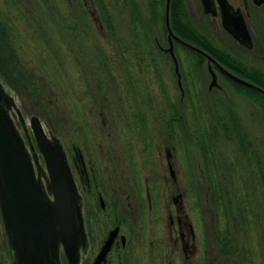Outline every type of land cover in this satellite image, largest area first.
Wrapping results in <instances>:
<instances>
[{
    "label": "rangeland",
    "instance_id": "rangeland-1",
    "mask_svg": "<svg viewBox=\"0 0 264 264\" xmlns=\"http://www.w3.org/2000/svg\"><path fill=\"white\" fill-rule=\"evenodd\" d=\"M106 2L113 26L125 38L130 37L127 35L130 16L128 2L136 5L135 7L148 17L147 0H118L116 5L114 0ZM80 3L84 5V10ZM182 5L187 19L192 16L196 21H201L195 16L200 14L193 12L191 8L193 0H182ZM84 11L95 37L109 46L111 42L114 45L109 48L113 54L108 59H117L114 55L117 53L118 43L104 34L94 2L0 0V28L7 33L6 39H0V50L6 45L12 47L18 59H22L21 62L27 67V79L30 82L37 81V88H28L26 79L23 82L18 80V73L12 68L14 62H11L12 66L8 64L3 68L7 81L0 75V82L20 109L25 124L22 126L16 115H10L25 143L24 128L35 143L29 118L36 116L45 131L58 137L63 145L81 196L85 216L92 215L95 229L88 252L81 255L82 264H86V261L89 264L93 260L105 240L106 233L112 229V209L117 207V214L124 215L134 229L141 221L144 224L145 218H149L147 229H159V236L168 238L169 220L166 206L171 208L172 212L174 207L181 206L189 214L195 227L198 247V260L195 264H219L217 235L221 221L226 226L229 241L233 245L236 244L240 253L243 255L245 252L249 256V249H252L254 255H257L255 264H264V109L261 104L239 91L227 75L223 72V75L220 74L212 66L215 64L205 59L202 67L204 75L199 83L204 88V104L210 111L212 120L216 123L218 116L226 119L229 115L241 128V134L245 135L241 144L235 139L226 140L221 136L214 142L217 179L222 200L219 204V207L222 204V211L220 209L219 214L215 211L207 170L192 138L193 130L185 122L187 119L191 123L194 122L193 118H188L191 111L185 107L182 89L183 73L194 71L187 63L189 60L186 62V52L177 48L174 41H169L168 31L166 43L155 32V42L162 56H169V61L160 63L159 68L166 82L169 99L175 103L180 129L173 131L163 125L160 127L163 111H156L151 106L149 108L142 94L139 104L143 101L141 109L144 111L145 130L143 136H136L131 131H124L122 122L118 121L116 127L115 123L112 124L107 107L100 101L101 96H96L99 94L96 89L88 90L92 96L95 95L91 101L86 98L84 78H89L90 74L97 79L100 72L98 63L91 64L96 60V57L92 56L97 50L89 45V35L86 32L81 39L78 38L85 29ZM181 28L180 25L179 30ZM172 32L175 33L173 29ZM205 37L232 56L240 58L246 66L264 73V52L259 49V43H255L251 51L243 50L224 37L218 29L213 31L212 35L205 34ZM85 40L86 43H81ZM64 51L69 60L78 65L82 64L84 69L77 71L75 63L73 65L64 61ZM181 59L185 63V71L181 70ZM110 66H113L112 76L117 83L113 82L111 85L105 75L103 83L107 82L105 85L111 87L110 89L115 85L122 91V86H126L125 79L121 80L119 75L124 74V67L120 60L113 65L110 63ZM225 69L239 78L246 79L226 66ZM132 75L137 90L141 87L142 91L146 92L148 83L140 81L135 72H132ZM35 76H38V80ZM73 80L77 82L75 85ZM111 93L115 95L113 90L109 94ZM157 93V90L153 89V96H157L161 103ZM68 101L73 102L68 104ZM136 101L132 100V107H137ZM215 101L221 102L219 108L216 107ZM115 103L114 99L111 108L116 107ZM223 104L225 109L221 106ZM112 110L119 112L115 113L118 118L124 116V112L116 108ZM100 114L105 117H99ZM131 117L129 114L125 118ZM125 118L123 117V121ZM82 123L86 124L83 128L80 127ZM139 128L135 131L139 132ZM94 134L97 135L93 136ZM39 161L43 166L40 155ZM98 192L103 195L105 210L100 208ZM174 197L177 205L174 204ZM148 199L151 203H148ZM149 206L153 208L148 209ZM119 254L120 250L114 248L109 260L115 261ZM243 262L244 259L241 264ZM238 263L240 264L239 260ZM0 264H13L1 217ZM59 264H67L62 252L59 255ZM177 264H182V261L177 260Z\"/></svg>",
    "mask_w": 264,
    "mask_h": 264
},
{
    "label": "trees",
    "instance_id": "trees-1",
    "mask_svg": "<svg viewBox=\"0 0 264 264\" xmlns=\"http://www.w3.org/2000/svg\"><path fill=\"white\" fill-rule=\"evenodd\" d=\"M95 3L96 10L98 12V16L100 18V22L103 25V31L106 36L112 37L114 41L118 43V47L116 48V56L117 59H108L112 52H110V46L114 47L112 42L110 43V46L107 43H102L98 38L95 37V33H92L90 29L91 23H88L86 21L87 14L84 11L83 15L85 17L84 25L85 29L84 32H79L80 35L78 38L81 39V37L87 32L89 35V45L94 47L97 52L93 54L92 57H96V60L93 61L91 64H99V72L97 75V79L95 77L91 76L89 74V78H84V91L86 94V98L88 101H91L95 95H91L90 92H88L89 89L93 88L96 89L99 93L96 96H101V102L104 103L105 108L107 107V113L108 117L110 118L112 124L115 123V127L117 126L118 121L122 122L123 130L124 131H131L132 134H135L136 136H143L144 133V111L141 109L142 103L139 104V99L141 98V95L144 94V98L150 108V106L156 110H162L163 117L160 127L165 126L173 131H179L180 124H179V118L175 111L176 106L173 101L169 99L168 91L166 88V82L163 76L161 75V71L159 68V64L163 62L169 61V56H162L161 50L157 47L154 34L159 36L160 39L164 43L167 42V29L165 26V0H147L148 5V17L144 16L138 8H136L134 4L129 3L127 6L129 7L128 14L129 19L127 22L128 30L127 35L130 37H123L121 34H119V30H116V28L113 26V21L111 19V16H109V8L107 6V0H90ZM114 0V5L118 4V0ZM120 2L122 0H119ZM128 1V0H127ZM38 3V1H37ZM81 5V8L84 10V5ZM169 18H170V24L171 28L175 31V33L181 37L182 39L186 41L193 42L197 46L201 47L202 49L207 50L211 56L219 61L221 64L229 68L231 71L243 76L246 78L247 81L252 82L264 89V73L261 72V70H258L256 68H250L246 66V64L237 57L232 56L231 53L226 52L203 36L198 35V37L191 36L189 33V30L192 29L190 26L186 11L184 9V6L182 5V0H170V8H169ZM88 20V19H87ZM181 25V29L179 30V27ZM193 30V29H192ZM90 32V34L88 33ZM159 33V34H158ZM7 33L0 28V39H6ZM87 40L84 42L81 41V43H86ZM178 48H182L183 51L186 52V62L190 64L191 67H193L194 71L189 74H184V82H183V97H184V104L185 107L190 112V116L188 118H193L194 122L191 123L189 119H187L185 122L186 124L190 125V128L193 130V141L198 147L200 154L202 156L203 162H204V168L207 170L208 173V180L211 186V194H212V200L215 205V211L217 210L219 214H221L222 211V204L219 207L221 200V192H220V185L218 184V172H217V165L215 161V151H214V142L217 139V137L221 136L222 138L229 140V139H235L239 144L242 143L243 137L245 135H242L240 130L241 128L238 126V124L235 122V119L233 117L223 118L218 116V120H216V123H214V119L212 120V116L210 114V111L208 110L207 106L204 104L203 99V92L204 89L203 86H200L201 79H203L204 71L202 69L205 59L200 56L198 53H195L191 50H188L181 46L180 44L175 43ZM88 46V44H87ZM133 47L136 49L133 50ZM88 49V48H86ZM91 49V48H90ZM93 49V48H92ZM4 51H9L5 53ZM56 53L57 50L55 49ZM92 54V53H91ZM167 55V54H166ZM8 56V57H7ZM166 57V59H165ZM20 58V57H19ZM21 59V58H20ZM22 60V59H21ZM21 60L18 59L17 54L15 51L10 47L9 45H6L5 47L1 48L0 50V75L2 77H5L4 79L7 81L6 75H4L3 68L6 65H11V62H14V67H12L14 70H16V73H18V80L23 82L24 79L27 80L28 88H37L36 82L33 81L30 82L27 79V67L21 62ZM121 62V65L124 67V74L119 75V78L122 80L125 79L126 86L122 89V91L119 90L118 87L113 85L112 89L108 88L107 82L103 83L104 75L106 78H109L111 85L113 82L117 83L116 80H114V69L113 63L119 61ZM64 61L67 63H74L73 61L68 59V55L66 51H64ZM65 62V63H66ZM181 70L185 71V63L181 59L179 60ZM76 69L81 71V69H84L81 65H78L75 63ZM49 66V65H48ZM46 66V68L48 67ZM65 67V66H64ZM52 68V67H51ZM67 69V67H66ZM122 70V69H121ZM132 72H135V76L140 79V81L147 82L146 85V92L142 91V88L139 87V90H137V86L134 85V76L132 75ZM13 73V70L9 73L10 75ZM66 73V72H65ZM113 75V76H112ZM192 76V78H191ZM38 76H35L37 79ZM116 77V76H115ZM35 79V80H36ZM238 89L239 91H242L249 95L252 99L256 100L261 104V106L264 109V96L242 84L236 83L232 81L230 78H228ZM38 80V79H37ZM74 85L75 80H73ZM191 82V84H189ZM110 85V84H109ZM110 85V86H111ZM154 85V86H153ZM156 85V86H155ZM153 89L157 90V95L161 98V103L159 98L157 96H153L152 91ZM114 91L113 95L112 93L109 94L111 91ZM181 91V90H180ZM36 94V93H35ZM176 94V93H175ZM177 96V94H176ZM114 99L116 100V107L111 108V103L114 102ZM142 99V98H141ZM178 99V96H177ZM132 100H137L136 105L137 107H132ZM73 101H68V104H71ZM138 103V104H137ZM220 101H215V104L217 108H219L218 105H220ZM135 104V103H134ZM162 104V105H161ZM225 109V105H221ZM118 109L121 112H124V116L117 117V114L119 112H114L112 109ZM227 108V107H226ZM111 110V111H110ZM217 110V109H216ZM229 111V110H227ZM120 112V113H121ZM231 113V111H229ZM169 113V115H167ZM131 114V118H125L127 115ZM228 114V112H227ZM101 118H104L105 116H102L100 114ZM123 117L125 118L123 121ZM166 117V118H164ZM105 121L103 120L102 123ZM141 125V126H140ZM218 125H220L218 127ZM86 126V124L82 123L80 124V127L83 128ZM104 126V125H103ZM140 126V128H139ZM139 132L135 131L136 129ZM89 129V127H88ZM84 130V129H83ZM87 133L86 131H84ZM180 134V133H179ZM90 135V132H88L87 136ZM97 134H94L93 136H96ZM221 209V211H220ZM221 219V216H220ZM219 220V219H218ZM221 230L223 229V223H219ZM220 227L218 228V235H217V243L220 244L222 237H221V230ZM226 232V227H225ZM227 238V237H226Z\"/></svg>",
    "mask_w": 264,
    "mask_h": 264
},
{
    "label": "water",
    "instance_id": "water-1",
    "mask_svg": "<svg viewBox=\"0 0 264 264\" xmlns=\"http://www.w3.org/2000/svg\"><path fill=\"white\" fill-rule=\"evenodd\" d=\"M210 5L204 0L206 11ZM169 7L170 0H166L165 24L171 43L175 40L193 49L231 79L264 96L262 87L233 75L208 53L176 36L169 23ZM244 34H235V38L251 46L245 30ZM10 110L23 126L20 109L0 82V217L12 263L59 264L62 247L67 264H78L86 235L80 197L63 145L58 137L45 131L38 117L32 116L29 124L35 143L24 128L27 147ZM100 201L103 204L101 197ZM116 232L117 228L109 231L92 264L105 262Z\"/></svg>",
    "mask_w": 264,
    "mask_h": 264
},
{
    "label": "flooded vegetation",
    "instance_id": "flooded-vegetation-1",
    "mask_svg": "<svg viewBox=\"0 0 264 264\" xmlns=\"http://www.w3.org/2000/svg\"><path fill=\"white\" fill-rule=\"evenodd\" d=\"M206 1L211 4L209 7V11H206L205 9L204 0H193L194 6L192 5L191 8L193 9V12L197 11L200 14L195 16L198 17L201 21H196L192 16L191 18H188V22L193 29L189 30L191 36L198 37V35H212V32L217 31L218 29L224 37L230 39L232 42H234V44H236L243 50L245 49L247 51H251L254 48L255 43H259L258 46L260 48H258L262 52H264V0ZM224 24H226L229 29H227ZM209 28L211 29L209 30ZM244 30L249 36V42L251 46H249L247 42L243 43L235 38V34L244 36ZM221 39L223 38L221 37ZM174 42L180 44L175 40ZM187 42L204 51V49L197 46L193 42ZM175 46L178 48L177 45ZM187 49L198 53L193 49ZM222 50L226 51L225 49ZM204 52L209 53L207 51ZM198 54L202 56L200 53ZM203 58L207 61L206 57ZM212 66L215 70L219 71V73L222 74V71L220 69H218L213 64ZM222 66L225 68L224 65ZM147 196H149V193H147ZM100 197L103 199V204L100 201ZM98 200L101 210H105V201L101 192H98ZM173 201L174 204L177 205L178 202L176 201L175 197L173 198ZM80 203L82 208L81 196ZM148 203H151L150 199H148ZM150 207L153 208L152 206H149L148 209H150ZM166 209L168 210L169 220V231L167 234L168 238L159 236V229H147V227L149 226L147 224L149 223V218H145L146 223L142 219L144 224H142L141 221V223L137 225V228L134 229L124 215L121 214L119 216V214H117V207L112 209V214L114 215L112 229L117 228V232L113 239L111 248L107 253L106 260L101 264H177V260H181L182 264L197 263L198 256L196 255V251L198 247L196 245V232L195 227L190 220L189 214L181 206L174 207L173 212L168 206H166ZM82 217L83 228L86 235V247L82 249L80 248L78 264H82L81 255H85L88 252L89 244L91 243V237L94 235L95 230L92 221V215L89 214V216L86 217L85 210L83 208ZM225 227L226 226L223 223V229L221 230L222 240L218 245L219 264H239L238 260L241 264L243 259L247 264H255L257 255H254V251L252 249H249V251H251V254L249 256H247L245 252L242 255L236 244L233 245L232 242L229 241L227 232H225ZM109 231L108 233H106L104 239L109 234ZM101 247L99 248V251ZM114 248L118 251L120 250V254L117 256L115 261H110L109 258ZM98 253L96 254V256L98 255ZM96 256L89 264H92ZM85 263L87 264L88 261H86Z\"/></svg>",
    "mask_w": 264,
    "mask_h": 264
}]
</instances>
